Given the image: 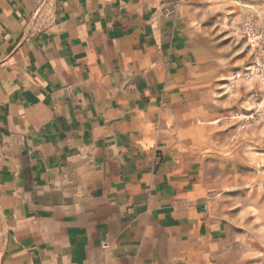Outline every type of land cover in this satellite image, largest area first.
Wrapping results in <instances>:
<instances>
[{
	"label": "crops",
	"instance_id": "crops-1",
	"mask_svg": "<svg viewBox=\"0 0 264 264\" xmlns=\"http://www.w3.org/2000/svg\"><path fill=\"white\" fill-rule=\"evenodd\" d=\"M176 3L0 0V264H256L169 134Z\"/></svg>",
	"mask_w": 264,
	"mask_h": 264
},
{
	"label": "rangeland",
	"instance_id": "rangeland-1",
	"mask_svg": "<svg viewBox=\"0 0 264 264\" xmlns=\"http://www.w3.org/2000/svg\"><path fill=\"white\" fill-rule=\"evenodd\" d=\"M174 11L193 68L168 101L172 143L201 160L264 264V0H177Z\"/></svg>",
	"mask_w": 264,
	"mask_h": 264
}]
</instances>
